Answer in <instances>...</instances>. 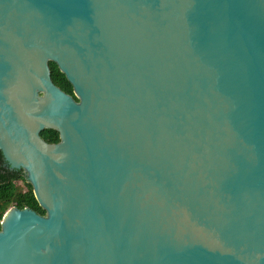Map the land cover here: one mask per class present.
Segmentation results:
<instances>
[{
    "label": "water",
    "instance_id": "obj_1",
    "mask_svg": "<svg viewBox=\"0 0 264 264\" xmlns=\"http://www.w3.org/2000/svg\"><path fill=\"white\" fill-rule=\"evenodd\" d=\"M0 150V264H264V0H0Z\"/></svg>",
    "mask_w": 264,
    "mask_h": 264
},
{
    "label": "trees",
    "instance_id": "obj_2",
    "mask_svg": "<svg viewBox=\"0 0 264 264\" xmlns=\"http://www.w3.org/2000/svg\"><path fill=\"white\" fill-rule=\"evenodd\" d=\"M52 78L54 82L67 93L72 94L76 99L72 83L65 73L61 71L57 63L50 62ZM42 137L50 143L60 141L59 132L53 129H46ZM11 207L32 208L40 214H46V210L40 205L36 198L34 187L28 180L23 169H12L6 162L0 150V229L5 213Z\"/></svg>",
    "mask_w": 264,
    "mask_h": 264
}]
</instances>
